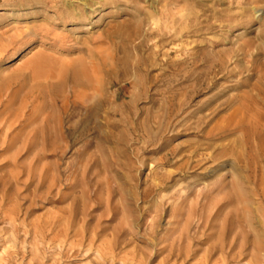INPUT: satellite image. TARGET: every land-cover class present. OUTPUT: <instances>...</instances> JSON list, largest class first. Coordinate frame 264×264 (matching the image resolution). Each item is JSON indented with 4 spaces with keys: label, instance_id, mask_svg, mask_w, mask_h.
<instances>
[{
    "label": "rangeland",
    "instance_id": "374dc122",
    "mask_svg": "<svg viewBox=\"0 0 264 264\" xmlns=\"http://www.w3.org/2000/svg\"><path fill=\"white\" fill-rule=\"evenodd\" d=\"M84 1L0 0V264H264V4Z\"/></svg>",
    "mask_w": 264,
    "mask_h": 264
},
{
    "label": "bare ground",
    "instance_id": "6f19581e",
    "mask_svg": "<svg viewBox=\"0 0 264 264\" xmlns=\"http://www.w3.org/2000/svg\"><path fill=\"white\" fill-rule=\"evenodd\" d=\"M86 1V0H85ZM83 2L82 4H83V6L85 7H87L88 6V3H86V2ZM90 2V1H89ZM92 2V1H91ZM249 3L250 4H261V3H263L264 4V0H250L249 1ZM72 5L71 3H68L67 2V4L66 5ZM70 7V6H69ZM83 12H81L80 10L78 11V8H74L73 10H71L70 11V13H69V15H71V17H72V19L75 21V22H82V21H84V16H83ZM237 27V26H236ZM233 28V25L231 26V29ZM246 47L245 46H243L242 48H241V51L242 50H244Z\"/></svg>",
    "mask_w": 264,
    "mask_h": 264
}]
</instances>
